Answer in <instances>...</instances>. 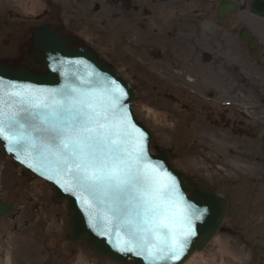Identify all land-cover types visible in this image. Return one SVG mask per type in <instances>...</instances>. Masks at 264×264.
<instances>
[{
    "label": "rangeland",
    "instance_id": "1",
    "mask_svg": "<svg viewBox=\"0 0 264 264\" xmlns=\"http://www.w3.org/2000/svg\"><path fill=\"white\" fill-rule=\"evenodd\" d=\"M127 1L131 2V8L121 10L113 1L105 5L101 1L94 7L91 0H0V60L22 53L29 45L26 43L31 30L45 23L76 37L78 44L92 47L133 86L138 97L135 113L154 136L152 152L157 147L168 150L177 169L194 180L221 184L220 188L216 185L219 194L230 198L225 230L204 250L207 264H264V177H250L257 167L264 168V164L236 152V144L202 145L201 130L209 134L210 128L202 125L204 121L199 122L201 128H198L190 114L168 98L173 80L186 82L185 76L190 71L198 76L196 84L202 89L210 88L211 81L218 85L223 106L227 107L234 88L227 78L232 67L224 63L223 78L216 83L208 66L185 63L176 66L168 58L160 60L161 55L157 57L160 50L155 48V9L161 14L157 24L164 26L171 20L164 13L167 9L193 6L177 0H157L155 8V0ZM134 5L139 7L137 13L133 10L135 14ZM144 8L151 10V17H140ZM46 9L48 17H44ZM180 26L184 32H180L181 39L188 42L191 30L187 31L185 22ZM203 26L209 28L210 24ZM200 29L197 32L206 38L203 27ZM156 42L161 41L156 38ZM189 79L193 85V79ZM255 85L258 88L260 84ZM248 103L246 99V106ZM214 164H218L215 170L209 167ZM208 170L212 171L210 176L206 175ZM0 198L17 206L14 218H0V257L6 249L11 254V264H115L98 258L84 245H74V252H70L67 204L55 202L49 184L25 176L23 169L1 152ZM241 234L249 242L244 243Z\"/></svg>",
    "mask_w": 264,
    "mask_h": 264
},
{
    "label": "snow or ice",
    "instance_id": "2",
    "mask_svg": "<svg viewBox=\"0 0 264 264\" xmlns=\"http://www.w3.org/2000/svg\"><path fill=\"white\" fill-rule=\"evenodd\" d=\"M125 98L112 80L59 91L10 82L0 87V138L17 159L23 148L28 167L30 159L39 160L48 179L63 178L56 183L86 205L90 226L117 252L151 264L180 260L208 210L186 199L177 177L150 160ZM94 213L104 221L101 228L91 222Z\"/></svg>",
    "mask_w": 264,
    "mask_h": 264
},
{
    "label": "flooded vegetation",
    "instance_id": "3",
    "mask_svg": "<svg viewBox=\"0 0 264 264\" xmlns=\"http://www.w3.org/2000/svg\"><path fill=\"white\" fill-rule=\"evenodd\" d=\"M101 1L104 3L103 5L113 1L120 6L121 10L130 9L132 6L131 2L127 0H91L94 7H98L102 3ZM177 1L193 7L187 9L179 5L176 8L167 9L164 13L169 14L171 20L164 26L157 24L158 16L161 14H158L159 10L155 9V36L161 41L158 44L155 38V48L160 50L157 57L161 55L162 59L160 60L168 58L176 66L183 63L193 66L197 64L208 66L211 68V76H215L213 79L215 82L219 78H223L222 66L225 63L226 66L232 67L227 78L234 84V88L226 102L229 106L224 107L218 85L212 84L211 81L210 88L202 89L196 84L199 81L198 76L187 71L186 82L173 80L172 89L168 95L169 100L172 99L173 103L180 104L190 114L191 119L197 122L195 125L198 128H201L199 126L201 121H204L202 125L210 128L209 134H205L201 130L202 145L212 147L222 142L229 145L236 144V152L245 154L247 159L252 158L253 162L264 164L261 152L264 136V17L258 13L262 10V5L264 6V0ZM224 1L235 4L237 10L234 13H229L225 21L221 22L217 19V13L219 6ZM156 5L157 0H155V8ZM138 8V5H134L132 12L134 10L137 13ZM142 11L139 14L141 18L147 19L152 16L150 9L144 8ZM45 13L44 17H48L47 9ZM182 22L186 23L187 31L191 30L188 42L181 39L180 32L184 33L180 26ZM204 23H209L210 27H204ZM201 27L204 29L206 38L197 32H200ZM58 32L61 36L69 37L61 31ZM225 37L227 43L224 44ZM242 38H246V40L241 42ZM26 44L29 45L22 50V53H18V55L14 53L11 59L0 60V62L11 66L33 68L32 70L35 72H41L40 62L37 60L28 62L31 55L37 50L32 36ZM91 49L97 54L92 47ZM99 58L101 57L99 56ZM189 77L193 79V85L190 84L192 80L190 81ZM257 82L260 84L257 86L258 88L255 85ZM246 99L249 100L248 106H246ZM257 103L259 106H253ZM217 165H209V167L215 170ZM208 171L206 175L210 176L212 171ZM260 175L264 177V168L257 167L250 177ZM210 185L219 196L227 199L229 213L230 198L220 195L216 189V185H219L218 188H220L221 184L211 183ZM242 237L245 240L244 243L249 242L245 235Z\"/></svg>",
    "mask_w": 264,
    "mask_h": 264
},
{
    "label": "water",
    "instance_id": "4",
    "mask_svg": "<svg viewBox=\"0 0 264 264\" xmlns=\"http://www.w3.org/2000/svg\"><path fill=\"white\" fill-rule=\"evenodd\" d=\"M236 6L229 2H223L220 6L218 19L223 20L226 12L235 10ZM264 16V6L258 12ZM246 38H242L244 41ZM33 41L37 47L28 62L37 60L41 63V73L24 67H11L0 63V87H7L11 83L23 86H30L33 89H45L59 91L64 89L87 90L100 80H112L119 84L126 93L122 104L130 113L132 123L146 135L148 156L152 162H160L168 172L177 177L180 182V191L185 198L199 208H206L207 214L201 221L196 222V235L192 238L185 254L180 260L160 261L158 264H184L192 254L203 251L218 232L223 231L222 224L227 214V201L218 197L212 187L203 183H197L186 177L182 172L172 165V156L169 151L157 148L156 154L151 153V146L154 140L152 133L137 118L134 112V101L137 96L132 86L113 68L104 65L87 48L75 47V38H64L54 32L50 25H44L37 31H33ZM1 153L12 158L14 164L24 167L25 175H34L36 178L45 180L53 190V200L57 203L67 202L71 213L70 222L67 225L69 237L73 243H82L92 249L100 258L110 259L117 264H151L144 256H137L133 252L127 254L117 252L109 242L107 236L97 234V231L90 226V217L86 211V205L70 192L64 191L54 178L48 179L50 173L42 168L39 160H29L27 164L22 163L23 148H20L21 159L16 158L14 151H9L8 141L0 138ZM264 154V138H263ZM15 211V205H7L0 199V218L10 215ZM101 228L104 221L101 217L93 214L92 221ZM111 239L116 240L115 229H111Z\"/></svg>",
    "mask_w": 264,
    "mask_h": 264
},
{
    "label": "bare ground",
    "instance_id": "5",
    "mask_svg": "<svg viewBox=\"0 0 264 264\" xmlns=\"http://www.w3.org/2000/svg\"><path fill=\"white\" fill-rule=\"evenodd\" d=\"M136 94V93H135ZM138 98V97H137ZM138 100V99H137ZM137 101H134V106L135 103ZM148 113H150L151 111H149V109H146ZM135 112V111H134ZM202 171V170H201ZM218 235V233L216 234V236ZM215 236V237H216ZM213 241V240H212ZM211 241V242H212ZM210 242V243H211ZM210 243L208 245H210ZM1 258V257H0ZM4 260L6 261L5 264H11V254L9 252H7V254L5 255ZM2 264V262L0 263ZM184 264H207V261L205 259V255H204V251L201 252H195L194 254L191 255V257L184 263Z\"/></svg>",
    "mask_w": 264,
    "mask_h": 264
}]
</instances>
